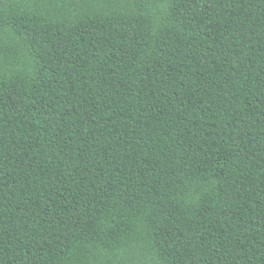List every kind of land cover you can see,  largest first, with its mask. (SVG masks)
Segmentation results:
<instances>
[{
    "label": "trees",
    "instance_id": "1",
    "mask_svg": "<svg viewBox=\"0 0 264 264\" xmlns=\"http://www.w3.org/2000/svg\"><path fill=\"white\" fill-rule=\"evenodd\" d=\"M0 264H264V0H0Z\"/></svg>",
    "mask_w": 264,
    "mask_h": 264
}]
</instances>
